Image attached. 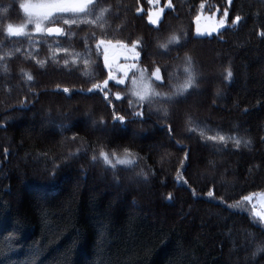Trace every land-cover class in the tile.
Segmentation results:
<instances>
[{
    "label": "trees",
    "instance_id": "obj_1",
    "mask_svg": "<svg viewBox=\"0 0 264 264\" xmlns=\"http://www.w3.org/2000/svg\"><path fill=\"white\" fill-rule=\"evenodd\" d=\"M29 1L42 0H0V264H264V251L252 255L264 228L229 207L264 191V38L256 34L264 30V0H233L230 16L242 21L212 37H196L194 19L228 8L227 0H171L158 28L136 11L140 0H95L88 17L95 23L57 19L60 37L32 24L26 35L9 36L7 25L25 22L20 4ZM173 32L180 43L158 48ZM98 39H140V66L146 77L160 67L162 86L150 84L161 93L184 81L187 55L197 86L179 103L153 96L141 108L131 76L109 83L125 116L113 121L102 93L78 91L107 77ZM208 55L216 61L208 64ZM125 149L132 165L117 163Z\"/></svg>",
    "mask_w": 264,
    "mask_h": 264
},
{
    "label": "snow or ice",
    "instance_id": "obj_2",
    "mask_svg": "<svg viewBox=\"0 0 264 264\" xmlns=\"http://www.w3.org/2000/svg\"><path fill=\"white\" fill-rule=\"evenodd\" d=\"M149 2H153V0H149ZM155 2L158 3V0H155ZM229 3H231V0H229ZM166 7L172 8L171 0H168V3L166 4ZM201 9L204 8V4L202 3L200 5ZM20 8L24 10V12L27 14V19L24 23L21 25L14 27L13 25L9 24L7 25L6 32L9 36L16 35H26L25 28L28 24H32L34 26V31L37 33H47L48 35L56 34V35H64L65 31L62 27L55 26L57 19H61L63 21L64 25H74L78 23H95V21L88 19L89 15L91 14V9L95 8V0H42L40 3H30V2H23L20 4ZM107 9H101V12L106 11ZM137 12L140 11L139 8L136 9ZM164 11L163 8L159 9L155 16L149 15L148 20L149 23L154 26H159L160 22V14ZM63 14H70L67 18ZM229 16L228 9L225 8L223 12V16L215 22L214 24L210 25L206 29H201L200 27H197L196 34L198 36L202 35H212L213 32H217L219 29L223 28L227 22V18ZM199 19V17L197 18ZM242 21V17L240 15H235L231 19V25L236 26ZM44 22H47L48 24H52V27H46L44 26ZM259 37L264 38V30L259 31L256 33ZM181 35L173 32L164 43L158 44V48L167 50L169 48V45H178L181 41ZM142 45V41L140 39L132 40L131 44H125L123 41H116L115 46L122 49V54L124 55L125 64L119 65L115 64V60L117 59V56L113 55L110 57L109 49L113 46V41L111 40H105V39H98L96 41V50L97 52L100 51L101 46H103V55H104V69H107V77L91 84V87H88L86 89L82 88L78 91L80 92H86V93H94V92H100L103 95V98L105 101H107L109 107H113L112 112V119L113 121H118L121 124L125 122V116L119 115L117 111H115L113 101L110 99V95L114 96L117 101L121 100V93L116 92L112 93L111 89L108 87L109 81L114 80L115 85H123L125 83V79L129 78V71H131V89H129L132 96H135L137 98L136 103L142 108L143 102L148 99L150 101L151 97L158 96L161 97L163 101L169 102V103H179L181 98H186L185 93L188 92L189 89L195 88L197 86L196 80H197V74L194 71L193 68V61L191 57L185 56V62L186 67L184 68L185 72V79L182 83L178 85L172 86L171 93H161L156 92L151 88L150 81L154 78V81H160L161 86L163 82V77L161 75V69L160 67H154V69L151 71L150 77L145 76V70L138 67L139 58L141 55V51H143V48L140 47ZM140 47V50L138 51L137 48ZM19 51V49H17ZM58 51H65L67 52V49H58ZM78 55V54H76ZM3 57H0L2 59ZM131 60L132 63H128V61ZM38 64L43 65L44 61L37 60ZM73 63H75V60H73ZM87 63V61L85 62ZM63 64L65 67L68 66L69 61L65 59L63 61ZM23 71V70H21ZM119 71L121 75L117 77L115 73ZM137 72H139V76H137ZM226 74L224 75V80L231 82L233 78V72L231 69L225 70ZM24 76L26 77L27 81H32L33 76L28 73L24 72ZM114 85V86H115ZM57 88H59V85H57ZM64 93H70V89L65 87L62 89ZM23 103V102H21ZM129 107L132 106L133 100H128ZM165 116L168 115V109L165 107L162 109ZM134 117H140L141 119L144 116V113L142 110H135L131 113ZM189 123H191V118L189 117L188 120ZM96 123V122H94ZM100 125H103L105 122L103 119H101L98 122ZM168 133L171 135L173 129L170 125L167 126ZM75 139V137H74ZM209 139L216 140L217 137H209ZM220 141H226L225 136L220 135L218 137ZM234 139V143L238 146L241 143L240 139L230 138ZM246 145L249 143V141L245 140L243 141ZM130 153H128V150L125 149V156L124 158L117 157V163L124 164V165H132L134 163V159H129L128 156ZM113 156H115V153H113ZM99 157L103 160V162L106 165L112 164V161L109 159L108 153L101 150L99 152ZM94 161L96 160V157L93 156L92 158ZM188 159V152L185 151L184 160ZM184 160H181L180 164L183 167L184 166ZM113 167L115 165H112ZM141 176L144 177V179H147V175L145 173H140ZM182 179L179 169L177 170V182H180ZM183 183L185 185L188 184L187 180H183ZM193 195L195 196V189H192ZM206 195L208 197H213V192L209 190ZM168 199H172V195L169 194L167 197ZM243 201H251L252 195L244 196L241 198ZM264 199V197H262ZM240 202L238 201L235 205H229V207H239ZM253 215L254 217H258L257 223L264 225V212H256L255 209H253ZM264 251V242H262L260 245H258L255 249V251L252 253L253 256H255L257 253Z\"/></svg>",
    "mask_w": 264,
    "mask_h": 264
},
{
    "label": "rangeland",
    "instance_id": "obj_3",
    "mask_svg": "<svg viewBox=\"0 0 264 264\" xmlns=\"http://www.w3.org/2000/svg\"><path fill=\"white\" fill-rule=\"evenodd\" d=\"M146 1L150 5V9L148 10V14H147V19H148V16L150 14L155 16L156 13L158 12V10L163 8L164 11L160 14V17H161L160 22H161V20L163 19L164 13L166 11H168L169 9H171V8L166 7L168 0H158V3L155 2V0H153V2H149V0H146ZM30 3H40V2H31L30 1ZM171 3H172V1H171ZM231 3H232V0H231ZM231 3H229V0H228L229 6L231 5ZM224 10L221 11L220 9H215L211 13L203 12V11L200 12L195 17V22H194V24H195V29H194L195 36H197V37H212V36L219 35L221 32H223L228 27L238 26L239 24L236 26L231 25V19L233 17L230 16V11L228 9L229 16H228L227 22L223 28L219 29L217 32H213L212 35H210V36L209 35L198 36L196 34L197 27H200L202 30L208 28L210 25L217 22L221 18V16H223ZM143 12H144V8H140L139 14H142ZM198 17H199V19H197ZM160 22H159V24H160ZM44 26H45V22H44ZM152 26H154V25H152ZM154 27H158V26H154ZM125 44H127V43H125ZM102 48H103V46H102ZM137 50H138V48H137ZM109 54H110V57L113 55L117 56V59L115 60V64H119V65L125 64V59H124V55L122 54V49L115 46V42H113V46L110 47ZM204 58L208 64H212V63H214V61H216V60H214V58H215L214 55H210V56L208 55V56H205ZM139 60H140V58H139ZM128 63H132V61L129 60ZM138 67H140L139 63H138ZM115 75L117 77H119L121 75V73L119 71H117L115 73ZM130 75H131V71H129V76ZM161 75H162V72H161ZM162 77H163V75H162ZM128 79L129 78L125 79V83L123 85H125L127 83ZM153 80H154V78H153ZM113 82H115V81L114 80L109 81V83H113ZM156 82H160V81H156ZM131 87H132V85H131ZM195 154H197V152L196 153L194 152V155ZM211 167H212V165L210 164V162L207 163L205 166V168H206L205 172H208L209 170H211ZM249 195H252V200L250 202L242 200L239 204V207H231V209H233L236 212H240V213L249 215L256 222L258 220V217H254L253 209H255L256 212H264V199H262V197H264V191L251 193V194H248L247 196H249ZM259 225L264 228V225H261V224H259Z\"/></svg>",
    "mask_w": 264,
    "mask_h": 264
},
{
    "label": "water",
    "instance_id": "obj_4",
    "mask_svg": "<svg viewBox=\"0 0 264 264\" xmlns=\"http://www.w3.org/2000/svg\"><path fill=\"white\" fill-rule=\"evenodd\" d=\"M48 35V34H47ZM49 37H56V36H59V35H56V34H52V35H48Z\"/></svg>",
    "mask_w": 264,
    "mask_h": 264
}]
</instances>
